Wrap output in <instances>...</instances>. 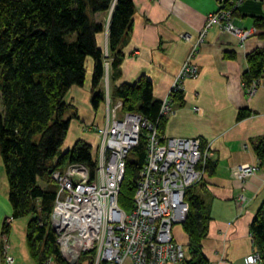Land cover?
<instances>
[{
    "label": "trees",
    "instance_id": "1",
    "mask_svg": "<svg viewBox=\"0 0 264 264\" xmlns=\"http://www.w3.org/2000/svg\"><path fill=\"white\" fill-rule=\"evenodd\" d=\"M133 14L131 0H0V172L7 184L9 220L29 221L26 243L37 264H69L60 253L51 226L58 192L53 174L80 164L92 181L96 171L94 146L78 140L70 149H63L70 124L77 118L67 96L72 87H83L89 74L90 105L98 111L105 99L106 68L113 73V80L118 77ZM252 20L259 38L264 39V18ZM105 33L106 49L102 45ZM263 58L264 49L246 56L245 87L263 76ZM180 95H174V101ZM111 97L115 103L121 102V114L139 115L163 135L166 118L160 115L161 101L153 97L149 80L142 77L133 84L114 86ZM247 116L248 112L241 111L237 120ZM144 132L124 160L117 201L126 212L132 207L145 160ZM254 152L261 167L264 139L254 146ZM198 185L185 193L188 212L181 228L187 244L179 264H210L202 252L210 217ZM6 221L2 236L10 226ZM249 233L258 264H264V200ZM85 256L92 260L94 252H83L80 258Z\"/></svg>",
    "mask_w": 264,
    "mask_h": 264
},
{
    "label": "crops",
    "instance_id": "2",
    "mask_svg": "<svg viewBox=\"0 0 264 264\" xmlns=\"http://www.w3.org/2000/svg\"><path fill=\"white\" fill-rule=\"evenodd\" d=\"M131 1L133 27L123 47L118 77L113 80L108 68L104 86L112 90L144 77L152 84L153 97L162 101L189 58L207 15L215 11V0ZM253 17L264 18V0H243L235 12L236 27L253 32L243 42L217 27L206 32L191 59L199 76L183 81V93L175 99L163 132L165 138L200 139L209 156V168H205V179L198 185V191L206 200L210 217L202 246L210 264H248L245 260L254 254L249 226L264 200V164L260 167L254 152V146L264 139V74L251 95L243 83L248 67L246 56L264 49V39L254 29ZM88 86L89 74L84 86L72 87L67 96L77 118L70 124L64 150L78 140L95 146L97 139L91 138L94 134L82 131V126H101L98 115L93 116ZM241 111L249 116L237 120ZM242 165L254 166L256 172L240 181L235 172ZM2 217L0 264L6 252L13 257L14 264H37L26 243L29 221H10L8 233L2 236L3 222L11 213L3 221ZM172 237L175 243L186 246L187 237L181 227H172ZM75 264L106 263H95V256L92 260L85 256L75 260ZM123 264L132 263L126 259Z\"/></svg>",
    "mask_w": 264,
    "mask_h": 264
},
{
    "label": "built area",
    "instance_id": "3",
    "mask_svg": "<svg viewBox=\"0 0 264 264\" xmlns=\"http://www.w3.org/2000/svg\"><path fill=\"white\" fill-rule=\"evenodd\" d=\"M239 2L241 0H215L217 11L209 16L189 58L175 77L173 87L163 99L161 116L171 113L174 95L182 93L183 81L198 78L197 67L191 59L210 27L216 25L240 42L252 35L251 30L233 24L232 11ZM259 84V81L251 84L247 89L249 95ZM120 106L121 102H116L113 110L117 107L120 110ZM115 120L111 128L107 126L101 132L96 131L99 144L93 151L96 171L92 181L86 167L80 164H71L64 172L53 174L58 192L51 226L60 253L67 262L79 259L83 252H94L95 263L123 264L129 259L132 264H179L185 253L173 240L172 227L186 219V190L205 179L207 151L203 150L198 138H165L156 126L139 115L123 114L119 121ZM93 128L96 127L83 126L82 131ZM142 130L145 131V160L132 207L126 212L117 201L124 160L138 145ZM255 171L252 166L242 165L235 176L243 181ZM6 222L10 225V221ZM257 261L258 255L254 253L245 262L254 264ZM3 264H14L7 252L3 255Z\"/></svg>",
    "mask_w": 264,
    "mask_h": 264
},
{
    "label": "rangeland",
    "instance_id": "4",
    "mask_svg": "<svg viewBox=\"0 0 264 264\" xmlns=\"http://www.w3.org/2000/svg\"><path fill=\"white\" fill-rule=\"evenodd\" d=\"M243 2V0H241V2H239V3H237L236 4V7H235V9H233V13L235 14V12L237 11V8L241 5V3ZM232 7V6H231ZM217 11V7H216V9H215V11H213L212 13H209L208 15H207V17H206V21H205V24H204V27H205V25H206V23H207V21H208V18H209V16L210 15H212V14H214L215 12ZM234 14H233V24H234ZM235 25V24H234ZM236 26V25H235ZM203 27V28H204ZM213 27H217L218 28V26H216V25H214V26H212V27H210V29L211 28H213ZM241 29V28H240ZM209 30V29H208ZM207 30V31H208ZM243 30H247V31H249L248 29H243ZM105 41H107V33H105ZM181 69V68H180ZM198 70V69H197ZM108 68H106V72H105V77H104V81H103V88H104V94H105V99H104V101H103V103H102V105L100 106V108L98 109V111H97V113H93V116H95V114H97L98 115V117L100 118V121H101V126H96V128H93L94 130H92V129H90V130H88V131H85V129H84V131L83 132H85V133H89L90 135L92 134H94V137L92 136L91 138H93L94 140H95V138H96V131L98 130V132L100 131H103L107 126H109V128H111L112 127V121L113 120H115V121H119V119H121L122 118V115L123 114H121V112H120V110H119V107H117V110H113L114 108H115V105H116V103H115V101H112V97H111V90H110V86H109V89L107 88V86H104V84H105V82H107V79H108ZM262 78V77H261ZM260 78V79H261ZM257 81H259L260 82V80H257ZM255 82V81H254ZM252 84V83H251ZM174 85V84H173ZM173 85L170 87V88H172L173 87ZM260 85V84H259ZM251 86V85H250ZM249 86V87H250ZM245 87V86H244ZM249 87H245V90L247 91V89L249 88ZM258 87V86H257ZM88 88H89V86H88ZM257 89V88H256ZM182 90H183V86H182ZM181 90V91H182ZM182 93H183V91H182ZM182 93H180V94H182ZM247 93H248V91H247ZM249 94V93H248ZM89 95H90V100H91V92H90V88H89ZM163 101V100H162ZM162 101H161V104H162ZM160 107H161V105H160ZM173 107V106H172ZM171 112H172V108H171ZM171 114V113H170ZM169 114V115H170ZM169 115H167V116H162V117H165V118H167ZM83 122H81V124H82ZM83 125V124H82ZM156 128V127H155ZM157 129V128H156ZM157 131H158V129H157ZM96 143H97V140L95 141ZM94 142V145H96V143ZM97 144H99V142L97 143ZM252 167H254V166H252ZM255 169H256V167H254ZM65 171V170H64ZM256 172V171H255ZM203 181V180H202ZM200 183H202L201 181L200 182H198L197 184H200ZM197 184H195V185H197ZM11 213V207H10V204H9V202H8V199H7V184H6V179H5V176H4V174H2V172H0V217H2V221L4 220V216L6 215V214H8V213ZM8 221H11V220H8ZM17 221H27V219L25 220V219H19V220H17ZM173 227H181V224H174L173 225ZM58 245V244H57ZM177 245H179V246H181L183 249H184V253H185V246H182L181 244H178L177 243ZM59 247V246H58ZM80 259V258H79ZM259 259V258H258ZM246 261V260H245ZM246 263V262H245ZM257 263H259L258 261H257ZM256 264V263H255Z\"/></svg>",
    "mask_w": 264,
    "mask_h": 264
},
{
    "label": "water",
    "instance_id": "5",
    "mask_svg": "<svg viewBox=\"0 0 264 264\" xmlns=\"http://www.w3.org/2000/svg\"><path fill=\"white\" fill-rule=\"evenodd\" d=\"M68 263L69 264H75V261H69Z\"/></svg>",
    "mask_w": 264,
    "mask_h": 264
}]
</instances>
